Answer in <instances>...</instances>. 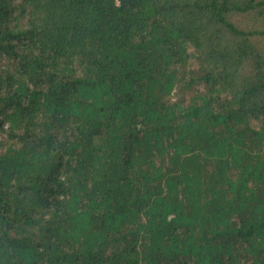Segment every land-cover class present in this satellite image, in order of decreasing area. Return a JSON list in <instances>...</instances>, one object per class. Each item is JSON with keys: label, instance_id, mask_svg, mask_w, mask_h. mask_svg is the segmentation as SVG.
I'll list each match as a JSON object with an SVG mask.
<instances>
[{"label": "trees", "instance_id": "16d2710c", "mask_svg": "<svg viewBox=\"0 0 264 264\" xmlns=\"http://www.w3.org/2000/svg\"><path fill=\"white\" fill-rule=\"evenodd\" d=\"M0 264H264V0H0Z\"/></svg>", "mask_w": 264, "mask_h": 264}]
</instances>
